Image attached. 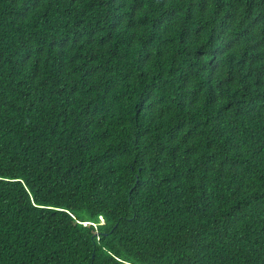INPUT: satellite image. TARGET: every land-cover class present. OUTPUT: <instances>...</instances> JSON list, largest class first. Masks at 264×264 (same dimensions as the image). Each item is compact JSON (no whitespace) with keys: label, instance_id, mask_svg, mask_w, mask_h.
<instances>
[{"label":"trees","instance_id":"trees-1","mask_svg":"<svg viewBox=\"0 0 264 264\" xmlns=\"http://www.w3.org/2000/svg\"><path fill=\"white\" fill-rule=\"evenodd\" d=\"M0 264H264V0H0Z\"/></svg>","mask_w":264,"mask_h":264},{"label":"rangeland","instance_id":"rangeland-1","mask_svg":"<svg viewBox=\"0 0 264 264\" xmlns=\"http://www.w3.org/2000/svg\"><path fill=\"white\" fill-rule=\"evenodd\" d=\"M102 219V218H101ZM103 220V219H102Z\"/></svg>","mask_w":264,"mask_h":264}]
</instances>
